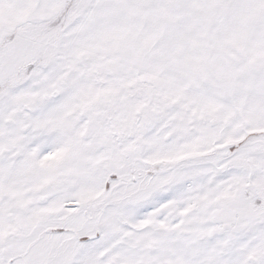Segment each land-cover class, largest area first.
<instances>
[{
  "label": "snow or ice",
  "instance_id": "snow-or-ice-1",
  "mask_svg": "<svg viewBox=\"0 0 264 264\" xmlns=\"http://www.w3.org/2000/svg\"><path fill=\"white\" fill-rule=\"evenodd\" d=\"M0 264H264V0H0Z\"/></svg>",
  "mask_w": 264,
  "mask_h": 264
}]
</instances>
